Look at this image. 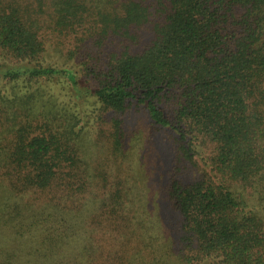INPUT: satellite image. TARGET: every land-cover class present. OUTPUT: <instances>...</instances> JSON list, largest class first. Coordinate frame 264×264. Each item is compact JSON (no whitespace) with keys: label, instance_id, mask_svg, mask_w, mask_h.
Masks as SVG:
<instances>
[{"label":"trees","instance_id":"1","mask_svg":"<svg viewBox=\"0 0 264 264\" xmlns=\"http://www.w3.org/2000/svg\"><path fill=\"white\" fill-rule=\"evenodd\" d=\"M0 264H264V0H0Z\"/></svg>","mask_w":264,"mask_h":264},{"label":"rangeland","instance_id":"2","mask_svg":"<svg viewBox=\"0 0 264 264\" xmlns=\"http://www.w3.org/2000/svg\"><path fill=\"white\" fill-rule=\"evenodd\" d=\"M52 88H53L54 90H56V91H61V89H63L62 86L59 85L58 83H54V84L52 85ZM86 108H87V110H88V108H91L90 104H87V105H86ZM142 132H144L143 129H142ZM144 138H145V136H144ZM146 138H147V137H146Z\"/></svg>","mask_w":264,"mask_h":264}]
</instances>
